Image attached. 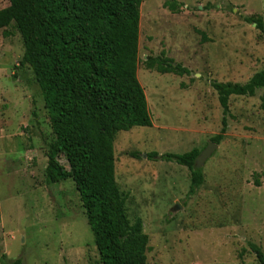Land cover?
Instances as JSON below:
<instances>
[{
    "label": "rangeland",
    "instance_id": "obj_1",
    "mask_svg": "<svg viewBox=\"0 0 264 264\" xmlns=\"http://www.w3.org/2000/svg\"><path fill=\"white\" fill-rule=\"evenodd\" d=\"M164 2L140 5L137 77L152 126L117 131L113 141L126 215L142 221L146 264H258L248 243L264 252L263 89L230 96L226 132L200 166L204 180L194 193L188 169L159 155L202 151L221 128L210 82L245 83L264 67L261 33L246 20L264 22V0H168L176 11ZM7 5L0 0V9ZM23 51L13 25L0 29V256L100 264L73 181L46 182L54 134L32 69L17 68ZM161 55L189 73L145 67L149 56ZM152 151L159 155L148 158Z\"/></svg>",
    "mask_w": 264,
    "mask_h": 264
},
{
    "label": "trees",
    "instance_id": "obj_2",
    "mask_svg": "<svg viewBox=\"0 0 264 264\" xmlns=\"http://www.w3.org/2000/svg\"><path fill=\"white\" fill-rule=\"evenodd\" d=\"M142 2L8 0L0 9V29L13 25L21 36L24 51L17 68L32 69L54 134L46 153V182L73 181L100 264H146L148 236L140 218L131 223L126 215L125 198L115 181L113 151L117 131L152 126L137 77ZM171 4L164 2L176 11ZM246 20L256 25L264 43L262 19ZM144 65L159 73H189L164 55L149 56ZM210 85L222 109L220 131L210 139L216 144L227 129L230 96H252L263 89L260 108L264 111V67L245 83L213 80ZM200 152L197 148L160 155L152 151L147 157L159 155L161 160L185 166L190 195L204 180L202 169L195 166ZM248 246L258 264H264L261 247L251 242ZM20 262L0 256V264Z\"/></svg>",
    "mask_w": 264,
    "mask_h": 264
},
{
    "label": "water",
    "instance_id": "obj_3",
    "mask_svg": "<svg viewBox=\"0 0 264 264\" xmlns=\"http://www.w3.org/2000/svg\"><path fill=\"white\" fill-rule=\"evenodd\" d=\"M217 147L218 144L212 141H208L206 147L200 152L199 156L197 157L195 166L200 167ZM178 207H180V204L176 202L174 208L178 209Z\"/></svg>",
    "mask_w": 264,
    "mask_h": 264
}]
</instances>
